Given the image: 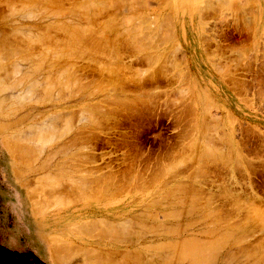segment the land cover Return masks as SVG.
I'll return each instance as SVG.
<instances>
[{
    "label": "rangeland",
    "instance_id": "1",
    "mask_svg": "<svg viewBox=\"0 0 264 264\" xmlns=\"http://www.w3.org/2000/svg\"><path fill=\"white\" fill-rule=\"evenodd\" d=\"M12 1L10 0V3L12 2V4H14L13 7H17V9L15 8V12L10 9L12 11L11 12L8 9V0H0V24H1V29L3 28L6 32L5 33L4 30L2 29L3 30L2 32H4L5 35L7 33L10 34V32L13 29H15L14 27L17 26L18 23L19 26L22 27V31H27V29L33 28L31 24L35 25V23L36 25L40 26L41 31H45L46 30L45 24L50 22L51 23L65 22L66 25H72L71 23L74 24V22L75 23L80 22L81 23L80 25H83V23L85 22V19L72 20V21L69 20L67 22L68 19L72 18L71 15L72 13L69 11L72 10V8L74 7L75 3L78 0H56L57 2L54 0L58 5L56 7L61 6L60 8L65 9V12L69 10L68 13L70 15L67 16V14L65 13L63 14L62 9H60L62 13L61 11L58 12L57 11L58 8L55 7L53 8V12L55 14L53 12L52 14L50 12L44 11L46 16L49 13L52 14V16L48 15L49 18L45 16L47 20L45 19V17L43 18V16L41 15L40 12H43L41 9H37L40 12L36 11V13L38 12L37 15L40 13L39 17L41 15V17L45 20L41 19V17H40L41 20L38 18V16L36 17L35 16L36 13L32 14L29 11L30 10L29 8L31 6L28 5L29 7H27L26 5L28 9L25 8V4H29V3L26 2L23 3L24 2L23 0H12ZM41 1H45V0H41ZM41 1L38 2V4L41 3ZM118 1L120 0H116V3ZM121 1H120L121 4H119V2L116 4L115 1L109 2L110 4L109 3L104 4L107 6L111 5L109 6L110 8L106 6L108 8L105 9L106 13L108 12L107 16L111 15L110 17L111 18L113 17L114 19L117 17L115 21H112L114 19L110 18L112 23L114 22L117 28L112 26L113 27L111 29L112 32H108L106 33V35L109 38L118 37L119 39H123V41H121L122 43L118 41L120 45L118 42L116 43L118 48V53L113 49L114 47H112L113 45L112 42H109L108 43L109 45L105 43L107 45V48L104 49V47H101V49L103 48L104 50L95 48L93 49V51L91 48L95 46L94 45L95 43L93 44V42L92 43L90 42L91 45H89L88 42V44H84V45H89V47L91 48L89 49L88 47L85 46L86 48L85 51H83L84 53L83 59H81L82 57L80 59L77 58V60L75 61L69 59L70 61H74L73 64L75 63L76 68L80 69L79 73L82 74L83 79L87 83L91 81V79L93 80L91 83L86 85L88 86L89 89L88 94L84 92H79L80 94L74 93L73 95L70 94L73 93V90L71 89L70 91L66 90L64 92L63 95L65 97L63 95L62 97H57L56 96L57 92H59V89L62 88L59 85H55L52 91L53 93L50 95V97L48 98L47 95H45L44 96L45 98L43 99L39 97V100L41 101L40 102L39 100H37V96L36 97L32 96V98L30 96L26 97L28 95L27 93H25L26 96L25 95L23 96L25 91V89L23 88L24 85L22 86V84H20L18 85V88L16 87L15 89L12 88V85L9 86L8 83L10 82L11 84V81L13 83V80L19 77L17 74L20 75V73L14 74L17 75V78L16 76L11 77L10 80L7 82L8 85L5 84L6 86H9V88L5 87V89L6 88L8 89L7 92L5 91V89H3L5 93L2 91L6 97L2 92L1 93L3 95L0 93L1 94L0 98H4L7 100L10 96H12L9 98V102L10 103L14 102L12 103L13 104L12 109H14L12 112L14 113V115L13 113L6 114V110L4 114L3 112L4 109L1 108L3 111L0 110L2 111L0 112L1 114L0 116L2 117V115H4L2 117L3 121L10 120L11 123L15 120L16 117L18 118V116L19 117L22 116L21 117L22 119L26 114L28 115L29 113H31L29 115H34L33 116L34 118L31 117V119H28L27 121H26V117L24 120H21L23 125L20 122L18 123L19 119L17 120L16 118L17 124L15 123V125L10 128L12 129L11 131L14 130L13 128L21 129L30 125L32 122L35 123L34 122L35 119L36 121L38 120V122L36 123L39 122L42 123L43 122L42 115L47 114L48 112L51 113L50 111L58 112L60 109L62 111L73 110L74 111L73 115L75 117V119L73 118L74 120H72V122L74 123L72 126L74 127H71L69 133L65 135L64 138L59 139L55 143L53 142L54 144L52 145L49 144L48 146H45L44 149L42 148L43 150L39 152L40 155L38 159L36 156L37 160L36 161L33 160L34 161L33 163L29 162L27 163V165L19 164L18 160H16L13 154L10 155L9 151H6L7 148L4 147L6 146L4 141L5 136H3L4 133L0 132V264H55L56 262L53 261L54 263H52L50 257V252H49L50 250L48 247L50 243L49 237H51L52 235L56 236L57 234V239L59 236H61V238H59V241L62 242L69 235H71L72 237H76L78 241H80L79 237L81 236L80 238L82 239L84 244L82 241H80V245L87 246L86 244L87 242L89 245L92 241L91 240L87 241L88 237H86V235L77 234V233L75 235V232H72L73 233L72 234L69 233L68 231V227L70 226V224L80 222L84 218L87 219L88 217L93 219L96 218L95 220H98L99 218L100 219L107 218L113 220L117 219L118 221L120 219L122 220L127 219L129 221L127 220L126 221L132 225L134 222V226L132 227L136 228L135 231L137 232H135L134 229L132 228L133 230L132 229H131L132 231L130 230L131 233L130 232L128 233V235L130 234L132 235L128 236L127 240L124 241L114 240L113 242L112 241L109 243L107 242L109 245H106V249H105V250H107L108 248L111 249V247L113 246L112 250L113 248L114 249L116 248L115 252H118L119 250V253L122 254H124L125 251L127 250L129 251L131 249L133 251H137L138 255L137 256L134 255L136 259L133 260L134 258H131L132 262L135 261L133 264L135 263L136 264L137 263L139 264H170V263L171 264H206V262L208 261V259L206 258H208V256H209V261H211V264H261V263L264 264V251H263L264 223L262 227L261 225H258V223L262 224V222L258 219L259 218L258 216L260 215L261 212L264 215L263 213L264 209L261 210V208H264V167H263L264 166L263 163L264 162L263 161L264 159V93H263L264 91V0H224L225 3L223 2V0H138V1L124 0L122 2ZM219 1L221 2V4ZM55 2L53 3L56 4ZM132 2L135 3L133 4ZM44 3L46 5L49 2H44ZM44 3L43 4L41 3L42 6L44 5ZM194 3L197 4L195 5ZM193 4L195 6L194 9H192V7H188L191 5L193 6ZM36 6L38 7L39 5ZM114 6H116L117 9L116 7L114 8ZM125 6L127 7L125 8ZM128 6H130L131 9H129ZM115 9L117 10L116 12L114 11ZM26 11L27 12L29 11V13L31 14L28 13L27 15ZM105 11L96 17L97 18L95 19L96 21L86 20L88 22H85L86 26L84 24L83 27H87V25L91 23L88 26V28L94 26L96 28L93 30L96 32L99 29L97 28V26L100 23L101 24L103 23L102 22L103 19L104 21L106 20L107 22L110 21L106 19L107 17H105L106 16ZM44 12L42 13L43 15ZM57 12L63 14L64 16L59 14L61 15V17L60 16L58 17ZM141 12L144 15H142ZM22 13L24 14V16L27 15L26 17L28 18L21 17L23 16ZM114 13L116 16L113 15ZM122 13L123 16H121ZM169 14L172 15L170 16ZM130 15H132L131 16L132 18L130 17ZM127 16L128 18H126ZM64 17L65 19L66 18L67 19L65 20ZM152 17L155 18L153 19ZM123 18H126L124 19L125 21L129 18L133 20L132 21L130 20L129 22H127L128 21L127 20L126 22L128 24L123 25L124 24L122 20ZM137 19L138 22H136ZM166 20L168 21L165 22ZM140 21L142 22L140 23L142 25L138 24ZM98 22L100 23L98 24ZM118 22L121 24V27L127 26L126 27L127 31H124L126 30L125 28H123L124 30L123 29L121 30V27H119ZM132 24H134L135 27L137 25L138 26L134 28V26L131 27ZM130 27L133 29H131ZM119 29L120 32H117L119 31ZM134 30L136 32L139 31L138 37L133 36L134 34L136 35ZM62 31H56L54 29H51L50 36L52 37V39H54V37L56 36L55 38L56 40H59L57 38H59L60 36H61L60 40H62L63 37L67 39L68 38V35L66 36L67 33H64V30ZM121 31L123 32L121 33ZM62 33H64L65 35ZM130 33H132L133 35H131ZM93 34L95 33L86 34L88 35V37L83 35L86 38L85 43L87 42V38H92L91 36H93ZM10 35L8 36L11 40L13 38L15 39V36L14 37L11 36L13 37L11 38ZM96 35L99 37L100 34L98 35L97 33ZM129 35L133 36L134 39L131 38V36ZM97 36H95L96 38L94 39H99ZM136 38H138L139 40H137ZM19 39L20 38L17 36L15 41H18ZM20 40L22 42V39ZM129 41L132 42L129 43ZM18 43H20V41H18ZM44 43L46 44V42ZM51 43L49 42V45ZM132 43L135 45H133ZM58 44L62 45L63 43L61 41V43L58 42ZM49 45H48V50L50 51L53 49L56 51V53L65 51V50H60L62 49L61 47L64 45L59 47L57 43H55L56 45L55 48L57 49L58 47L59 51L53 48L55 45L52 47L53 43L51 44V46ZM108 46H111L112 48L111 47L109 48ZM33 47H35L33 48L34 50L36 49L35 50L36 52L34 51L35 54L38 53L37 52L38 49L42 48L41 46L39 47L38 44ZM51 47L52 49H50ZM87 48L88 50H91L92 53L88 51ZM108 48L110 51L113 50L112 52L108 51L110 52V54L106 53ZM94 50H96L95 53L97 52V54L94 53ZM98 50L100 51L98 52ZM42 51L43 50H41L40 52ZM102 51L105 52L104 53L105 55L102 54L103 53ZM100 52H102L101 53L102 56L99 55ZM71 53L74 52L72 51ZM93 53L95 57L93 56ZM117 54L120 55L122 54L118 60L119 62L121 61V64L123 66L126 65L125 66L126 69L123 71V73L127 81H123L124 83L122 82V84L120 83L123 86L117 87L115 91H113L112 93L120 97H128L130 99L132 98L131 99V101L133 102L132 105L131 102L129 103L131 106H128V104L126 103L127 100L125 99L127 98H124V100L126 101L125 103L127 105L123 104V102L120 104L114 102L116 104H113L111 102L112 94L109 97H107L105 93L102 92L103 90H101L102 87L114 86L115 82L102 81L103 78H105L104 75L106 72L104 73L103 71H100L98 74L97 70L105 66H110V65L116 66ZM170 54L172 55V57ZM111 56L113 57L110 58ZM242 56L244 58H242ZM162 59H164V61ZM247 59L249 61H247ZM33 61L34 58L30 64H32ZM26 62L24 67L22 65L23 62H21L22 67L19 66V68L21 69L20 71H23L24 69L26 70V66L29 65L28 61ZM238 62L240 63L238 64ZM182 63H184V65ZM63 64L65 65V63H63L62 61L61 63L58 64L59 66L56 65L54 66V68H58V67L61 68ZM215 65L219 68L215 67ZM70 66H66V68ZM43 68H47V67H43ZM27 69L30 68H28L27 66ZM175 70H178V72L177 71L175 72ZM141 71H142L141 73L142 76L140 73H138ZM39 72L40 73H38L37 71L35 72V78L38 76L36 74H39L37 80L39 77H40L39 79H41V77L44 74L43 70H42L43 74L41 73V70H39ZM135 73L137 75L139 74L140 76L138 77L141 78H137L138 80H135L137 77ZM1 74L3 76V72H1L0 75ZM132 74L135 75L134 77L135 79L132 78ZM128 77H130V79H128ZM143 78H145L146 80H144ZM142 81L144 83H142ZM239 82H242V84ZM15 84L17 83H13L14 87ZM187 86L188 88H186ZM56 88H58V91H54L56 90ZM118 88H121L122 90ZM182 89L183 90L185 89V91L180 92V90ZM8 95L9 97H7ZM205 95L206 96L208 95L207 100ZM40 96L43 97L42 94ZM114 96L112 98L115 101L116 98H114ZM143 96H146L147 100L149 101L147 102L146 98L144 100L146 102L141 101L142 100L141 98ZM134 97L136 98L138 97V99H135ZM25 98L28 100L25 101L26 100ZM17 99L18 100L20 99L19 101L21 100L24 101L20 103L18 102ZM108 99L110 100L106 101ZM30 100L33 101L29 102ZM9 102L7 103L9 104ZM95 102H98L99 105L100 104L103 105L100 106V108L105 106L106 109L102 108V110L100 109L101 112L98 111L97 114L92 115L90 113L92 111L90 106L92 103ZM80 106L83 107L89 106V107L86 108L87 111H85V109ZM80 108H82L85 111V113L83 112L82 109L80 110ZM205 108L208 109L206 112H205L206 110ZM27 109L31 111L28 113ZM61 110L59 112H61ZM32 111L36 113L34 114ZM77 112L79 113L81 112L80 114L82 115H80ZM89 113L90 116H96L94 122L90 123L82 120L84 115H87ZM7 115H11V116L8 117ZM6 116L7 118H5ZM77 117L78 120L80 121H77ZM165 122H167L166 126H167V130L169 131V135L167 137V140H164L163 142L164 145L159 144V148L152 150L147 149L146 148V145L148 144L146 140L147 133L155 132L160 128L161 125H164ZM203 122L204 123L207 122L205 126L206 129L209 131L207 132V130L205 129L206 134H209L210 132L211 134L209 135H211L210 136L211 138L212 137L214 138L212 139V141L214 140L215 145L218 146V148L221 149L223 148L222 150L224 151H228V153H230V158L227 159L224 165L220 163H219L220 165H218L217 163L210 162L212 161L210 160L209 161L210 163L207 162L205 164L207 168L204 169V171L206 172L204 174H201L200 176V174L197 173V169L199 167V164L197 162L198 159L195 158L196 156H198L197 153L199 154L203 152L204 150L210 148V146L215 147L214 144L207 142L206 139L207 136L203 135V133H205L204 129L203 130L201 129L203 126L202 124ZM216 128L218 129L216 130ZM7 131L10 132L9 128L7 129ZM201 132L203 133L201 134ZM190 133L191 135L194 136V138H192L193 136L190 137ZM113 134L119 136L118 139L119 144L126 148L125 151L122 152L120 155L122 158L120 160H116L120 162L114 163V165H113V159L116 157L104 158L105 155L107 154L109 155V152H102V153L97 152V150L100 148V145L107 144L111 139L110 136H112ZM195 136L198 139V140L196 139L197 142L195 140L196 138ZM201 137L203 138L200 139ZM64 139H67L69 142L67 144L69 145V147L65 148L67 149V151L65 149L63 150L62 148L59 149V151L57 150L58 152L55 151L54 149L55 148L58 149L57 146H59L60 143L67 141ZM102 139H105L106 143H102ZM113 139L114 138H112V140ZM189 140H191L190 142L193 143L192 146L194 147L192 146L190 147L188 145L190 143ZM124 141L126 143H123ZM157 141H159V138H157ZM203 141L206 142L207 145L204 142L206 146L203 144ZM186 142H189L187 144L189 147L187 146V148H185ZM73 143H75L74 146H72ZM199 143L200 145H197ZM208 143H210V146L208 145ZM202 144L203 146H205L204 148H201L203 147ZM162 145L163 147L160 148ZM80 146H82V149H80L81 148ZM64 147H67L66 144H64ZM52 150L55 152L56 155L55 154L54 155L51 154L53 156L48 155L50 154V151L53 152ZM74 150L77 151L78 153L79 152H81L82 154L84 153V155H79L80 157L77 158V156H74L77 155V153ZM191 150L193 153L191 152ZM70 152L71 154L72 152H74V154H72V158H74L73 161L75 162L67 160L69 158L68 154ZM181 154L183 155V157L186 158V159L184 158L185 161ZM180 156L182 157L181 162H180L181 158L179 159ZM200 156L202 155L200 154ZM235 156L238 157L239 160ZM14 158L15 160H13ZM72 158L70 159L72 160ZM76 158L77 161L75 160ZM177 159H179V162H177ZM39 160H41L40 162L46 161V164L44 163L45 166L38 168L37 163H40ZM63 160L64 161L67 160V161L61 162ZM129 160L132 162H130ZM105 161L108 162L105 163ZM174 162L176 166L173 165ZM238 162L241 163V165H243L244 167L243 166L241 167L240 165V167L237 169V167L234 165L235 163ZM13 163H15L16 165L15 164L13 165ZM77 163L78 165L80 164V166H77ZM211 163H213L214 165L213 164L211 165ZM229 163H231L232 165L234 163V165L232 166ZM55 164L58 171L63 166L69 167L70 165L69 168H75L76 171L74 169L73 171L76 172L77 174L79 173L78 175H80L81 177L84 176V174H86V176L91 175L95 177L97 175H107L109 173L108 175L111 177L110 181L112 185L115 184L114 186L116 187H118L119 185H121V187L122 186L124 187L119 191H115L114 193L116 195L114 193L113 194L107 193L108 195L103 194V196L99 197L98 199L89 198V201L88 199L87 201L85 199L75 201L76 199L72 200V198H70L73 202L69 201V203H72L69 206H64L60 203H55L56 205L54 204L53 206L52 205L48 206L46 209L43 210L37 209L31 196L28 195L29 194L28 189L30 188V186H32L33 181L44 182V180L39 179V177L41 175L44 177V175L48 174V172H52L53 171L52 169L55 170L56 169ZM228 164L230 165V167ZM247 164L249 166H246ZM53 165L54 167H52ZM19 167L25 169V170L23 169L22 174L17 173V171H19L20 169ZM247 167H249V169ZM77 168L80 169L79 170L80 172L77 171L78 170ZM22 169L20 170L22 171ZM162 169L166 170V174H165V170L163 171ZM175 169H177V171ZM81 170L83 172H81ZM167 171L170 174H168ZM76 173L73 174L77 175ZM163 173L165 174L164 176L162 175ZM129 174L132 175H130L129 177ZM154 174H158V177L161 175L160 178L163 177V179L161 178L160 180V178H158L157 175L155 176ZM78 175L77 177L74 176L73 179L75 180L78 179V177H80ZM192 176H195L194 184L198 182L197 184L199 186L201 185V187H199V189L196 190L200 192V195H197V197L198 196L200 197V200L198 197L197 198L198 201L197 200L193 201L194 203L191 202L192 200H190L192 192L186 191L185 189H182L180 187L179 189L178 188L176 189L177 185H173V183L177 184L178 181H186V183L189 184L192 182L194 178ZM31 179H32V183H31ZM78 180H80V178ZM26 181L28 182L26 183ZM166 189L169 190L167 191ZM180 190L182 191V193ZM160 193H162L161 194L162 197L160 196ZM211 194L212 196H210ZM230 194L232 195L230 196ZM104 196L105 197L109 196V197L105 198ZM192 196L194 198V194H192ZM207 196L208 197L210 196V198L208 199ZM207 199L208 201H210L211 199L212 200L211 202L208 203ZM235 199L239 201L235 203L236 202ZM244 203L247 204L244 205ZM251 203L253 206H250ZM204 204L207 207L204 206ZM210 204H212L213 206L212 205L210 206ZM240 204L241 207L239 206L238 208L237 206ZM232 206L233 209L230 210L229 207ZM211 207L213 209H210ZM215 207L217 208L215 209ZM258 207L260 210L257 209ZM240 208H243V210ZM254 209L259 211L260 213L257 211L255 212ZM229 210L231 212H228ZM246 210L248 211V213ZM250 210L252 211L254 210L253 213H256L255 215L252 214V218H251ZM182 211L184 212L187 211V212L181 214ZM218 211L221 212L220 213L221 215L218 214L219 213ZM179 213L182 216L181 215L179 216ZM175 214L177 216H175ZM178 216L181 218H179ZM216 216H218V219H215ZM220 216H222L221 217L222 219L220 218ZM233 216L234 218L237 219L235 220ZM243 217L244 219L247 218V220L249 221L246 220L245 222L243 220ZM137 218L138 219L142 218V220L140 219L141 220L140 222L143 221L142 223H145L144 225L146 227H144L142 223L141 224L144 228L142 226L138 227L140 226L139 225L140 223ZM250 218L251 220L254 219L257 222L254 220L250 221ZM78 219L81 220L79 221ZM241 219L244 222V224L241 221ZM239 220L242 222V224L239 223L240 222ZM222 222L225 223L222 224ZM253 222L255 223L253 224ZM237 223L238 225L239 224L241 225H239L238 227ZM157 224L158 225L164 224L163 226L165 229L162 228L163 226L160 225L159 228L160 227L161 228L160 229L157 228L158 227ZM165 224L167 225V227L165 226ZM181 224L182 225L185 224L183 225L185 227L183 228ZM177 225L181 227H178ZM260 227L261 229H259ZM208 228L211 229V231H209ZM161 229L162 231L166 229L168 230L161 232ZM231 230L233 231L232 232L233 238L226 236L227 234L225 233L226 231L230 232ZM198 231L199 232L205 231V233L209 231L212 234L215 231L217 232L215 233L216 235L210 237L209 236L210 233H208V235L205 236L203 235L205 233L201 235L198 233ZM243 232L245 233L251 232V233L242 234ZM63 233L64 235H62ZM178 235L180 237H177ZM220 235L222 236L220 237ZM244 235L246 238L243 239ZM190 236L192 238H195L197 236V238H199L200 241H202L201 242L202 244L200 243L199 245H195L198 246L197 248H192V245L188 244L185 241L187 238H190ZM204 237L205 238L209 237V238L207 240ZM213 237L215 240L212 239ZM181 238L183 239L181 240L183 243L179 241ZM239 239L241 240L239 241ZM168 240L171 242H169ZM174 240H176V242ZM216 240L217 242L219 241L218 242L219 244H220V240L221 241L225 240V242L226 241L228 242L227 243L221 242L224 245L220 244L222 247L220 246L219 249H218L219 244L217 245V247H213V250L210 249L209 247L212 246V243L213 246H216L217 243ZM236 240L237 242H234ZM125 241H127V243ZM92 244L96 245V243L94 242H92ZM260 245H262L261 247L263 248H261ZM240 246H242L241 249ZM255 246L258 247V249ZM214 248L215 250H218L216 251L217 253L215 252ZM209 249L211 250V252ZM251 249L253 250L252 252H250ZM259 249L262 251L261 253H259L260 252ZM201 253L203 255L200 257ZM261 254L263 255L262 257ZM82 257L83 256L81 255L78 258V254L76 255V257L73 255L71 257L73 259H68L71 262L69 261L67 262L66 260V263L78 264L79 259ZM80 262L82 263L83 261L81 260Z\"/></svg>",
    "mask_w": 264,
    "mask_h": 264
},
{
    "label": "bare ground",
    "instance_id": "2",
    "mask_svg": "<svg viewBox=\"0 0 264 264\" xmlns=\"http://www.w3.org/2000/svg\"><path fill=\"white\" fill-rule=\"evenodd\" d=\"M12 1V0H11ZM24 2L23 3H29V4H25V8H27V7H29V6H31L29 9V11L32 13V14H34V13H36V11H38L37 9H41L43 12L45 11V12H50V13H52L53 12V8H55L56 6H58L57 5V1L55 2L54 0H45V1H41V3L43 4L44 2H49V3H47L46 5H45V3H44V5L42 6V4L41 3H39L38 4V2H40L39 0H23ZM115 1V3H116V0H78L76 3H75V5H74V7L72 8V10H68L69 12H71L72 14V18L71 19H68L67 20V22L70 20V21H72V20H84L85 19V22H88V21H86V20H95V19H97L96 17L97 16H99V14H101L102 12H104L105 11V9H108V8H110L109 6H111V5H104L105 3H109V2H114ZM121 1V0H120ZM120 1H118L119 2V4H121L120 3ZM122 1H124V0H122ZM121 1V2H122ZM136 1H138V0H136ZM13 2V1H12ZM12 2L10 3V0H8V9L10 10H12V11H14L15 12V8L17 9V7H13V5L14 4H12ZM22 2V1H21ZM53 2H55L56 4H54ZM117 2V3H118ZM171 2V1H170ZM213 2V1H212ZM220 2V1H219ZM218 2V3H219ZM223 2H224V0H223ZM114 3V4H115ZM116 3V4H117ZM126 3V2H125ZM133 4L135 3V2H132ZM225 3V2H224ZM110 4V3H109ZM113 4V3H112ZM118 4V5H119ZM129 4H130V2H129ZM171 4V3H170ZM195 4V3H194ZM194 4H193V6L191 5V6H188V7H192V9H194L195 8V6H194ZM197 4V3H196ZM195 4V5H196ZM220 4H221V2H220ZM26 5H27V7H26ZM29 5V6H28ZM36 5H39L38 7L36 6ZM128 5V4H127ZM138 5H139V3H138ZM108 8H107V7ZM117 6V5H116ZM116 6H114V8L116 7ZM123 6V5H122ZM134 6V5H133ZM144 6V5H143ZM215 6V5H214ZM221 6V5H220ZM219 6V7H220ZM61 7V6H60ZM60 7H56V8H58V12H60L61 10L60 9H62V8H60ZM118 7H120V6H118ZM127 6H125V8H126ZM129 7V9H131L130 8V6H128ZM135 7V6H134ZM165 7V6H164ZM171 7V6H170ZM187 7V6H186ZM43 8V9H42ZM112 8V7H111ZM133 8V7H132ZM223 8V7H222ZM14 9V10H13ZM23 9H24V7H23ZM28 9V8H27ZM116 9H117V7H116ZM114 10L115 12L117 11V10ZM128 9V10H129ZM134 9V8H133ZM10 10V11H11ZM26 10V9H25ZM159 10H160V8H159ZM186 10V9H185ZM9 11V12H10ZM11 11V12H12ZM16 11H18V10H16ZM29 11L26 13L27 15H28V13H29ZM62 11H63V14L65 13V14H67V16L68 15H70L69 13H68V11L67 12H65V9H62ZM62 11H61V13H62ZM136 11V10H135ZM147 11V10H146ZM163 11V10H162ZM170 11V10H169ZM199 11V10H198ZM13 12V13H14ZM38 12H40V11H38ZM37 12V13H38ZM43 12H40L41 13V15L43 16V18L46 16V14H45V12H44V15L42 14ZM57 12V15H58V17L60 16L61 17V15H63V14H61V13H58ZM139 12V11H138ZM144 12V11H143ZM157 12V11H156ZM177 12V11H176ZM175 12V13H176ZM31 13H29V14H31ZM37 13L35 14V16L37 17L38 16V18L40 19V17H41V15H40V17H39V14L37 15ZM47 14V16L46 17H48L49 18V16L48 15H51L52 16V14L54 13H52V14ZM105 13H106V11H105ZM108 13V12H107ZM107 13H106V16L105 17H107L106 19L107 20H110L109 22H107L106 20V22L104 21V19H103V23L101 24L100 22H98V26H97V28H99L96 32L93 30V29H95L96 27H91V28H88V26L91 24H89V25H87V27H83V25L85 24V26H86V23L84 22L83 23V25H80L81 23L79 22V23H75L74 22V24L73 23H71L72 25H66V23L65 22H63V23H65V24H63L62 22H57V23H47V24H45V27H46V30L45 31H41L40 30V26H38V25H36V23H35V25L34 24H31L32 25V27L33 28H29V29H27V31H22V27H20L19 26V23H18V25L17 26H15L14 28L15 29H13L11 32H10V34L9 33H7L6 35L4 34V32H5V30H4V32H2L3 30L1 29V24H0V73L1 72H3V76H2V74L0 75V93L3 91V89H5V87H8L9 88V86H11L12 85V88H18V85H20V84H22V86H23V88L25 89V91H24V94H23V96L25 95V93H27L28 95L26 96V97H28V96H30L31 98H32V96H37V100H39V97L40 98H45L44 96L45 95H47L48 96V98L50 97V95L53 93L52 91H53V88H54V86L55 85H59V86H61V88L62 89H59V92H57V94H56V96L57 97H62V95L64 94V92L67 90V91H70L71 89L73 90V93H70V94H73L74 95V93H78V94H80L79 92H84V93H86V94H88L89 93V89H88V86H86L87 84H89V83H91L93 80L91 79V81H89L88 83L83 79V77H82V74H80L79 73V71H80V69H78V68H76V66H75V63L73 64V62L75 61V60H77V58L78 59H80L81 57V59H83L84 58V53H83V51H85V48L86 47H88L89 49L91 48V47H89V45H91L90 44V42L92 43L93 42V44L95 45V46H93L91 49H92V51H93V49H95V48H99V49H101V47H104V49H106L107 48V45L106 44H108L109 42H112L113 43V45H112V47H114L113 49L118 53V48H117V45H116V43L118 42V41H120V43H122L121 41H123V39H119L118 37H115V38H109L107 35H106V33H108V32H112L111 31V29L113 28L112 26H114V27H116L117 28V26H115V23H114V25H113V23H112V21H115V19L117 18H113L114 20H112L111 21V15L110 16H107ZM133 13V12H132ZM131 13V14H132ZM137 13V12H136ZM25 14V15H26ZM55 14V13H54ZM59 14H61V15H59ZM135 14V13H134ZM141 14H142V12H141ZM140 14V15H141ZM148 14V13H147ZM168 14V13H167ZM22 15L23 16H21V17H26V16H24V14L22 13ZM109 15V14H108ZM113 15H115V13L113 14ZM142 15H144V14H142ZM170 16L172 15V14H169ZM64 16V15H63ZM116 16V15H115ZM114 16V17H115ZM121 16H123V13H122V15ZM129 16V15H128ZM128 16L126 17V18H128ZM132 15H130V17H131ZM136 16V15H135ZM134 16V17H135ZM153 16V15H152ZM165 16H166V14H165ZM164 16V17H165ZM45 17V19L47 20V18ZM71 17V16H70ZM69 17V18H70ZM104 17V18H105ZM109 17V18H108ZM125 17V16H124ZM133 17V18H134ZM156 17V16H155ZM154 17V18H155ZM26 18H28V17H26ZM42 17H41V19H43ZM111 18V19H110ZM126 18H123L122 20H123V22H124V24L123 25H125V24H128L127 22H129L130 20L132 21L133 19H127L126 21L124 20V19H126ZM132 18V17H131ZM143 18H144V16H143ZM146 18V17H145ZM150 18V17H149ZM153 18V17H152ZM153 18V19H154ZM166 18H167V16H166ZM169 18V17H168ZM171 18V17H170ZM31 19V18H30ZM38 19V20H39ZM40 19V20H41ZM45 19H43V20H45ZM63 19V18H62ZM64 19H65V17H64ZM67 19V18H66ZM65 19V20H66ZM147 19V18H146ZM163 19V18H162ZM189 19V18H188ZM48 20H50V19H48ZM100 20V19H99ZM169 20V19H168ZM168 20H166L165 22H167ZM172 20V19H171ZM199 20V19H198ZM63 21V20H62ZM96 21V20H95ZM101 21V20H100ZM154 21H156V20H154ZM153 21V22H154ZM164 21V20H163ZM18 22V21H17ZM78 22V21H77ZM117 22V21H116ZM136 22H138V19H137V21ZM152 22V23H153ZM119 23V22H118ZM135 23V22H134ZM140 23H142L141 21L138 23L139 25H142V24H140ZM143 23H145V22H143ZM169 23V22H168ZM117 24V23H116ZM121 24H122V21H121ZM121 24L119 23L118 25H119V27H121ZM163 24V23H162ZM159 25V24H158ZM134 26V24H132V26L131 27H133ZM138 26V25H137ZM136 26V27H137ZM144 26V25H143ZM127 27V26H126ZM126 27H121V30L123 29V28H125L126 29ZM130 27V28H131ZM135 26H134V28H136ZM140 28V27H139ZM51 29H54V30H56V31H62V30H64V33H67L66 34V36L68 35V38L67 39H65V37H63L62 38V40H60L61 38V36L59 37V38H57V39H59V40H56L55 38H56V36H55V34H54V39H52V37L50 36V31H51ZM131 29H133V28H131ZM130 29V30H131ZM124 30V29H123ZM136 30V29H135ZM134 30V31H135ZM137 30H138V28H137ZM117 31V30H116ZM124 31H127V29L126 30H124ZM132 31V30H131ZM63 32V31H62ZM115 32V31H114ZM117 32H120V29H119V31H117ZM123 31H121V33H122ZM139 32V31H138ZM138 32H136L135 31V33H136V35L134 34H132V33H130L131 35H133V36H135V37H138ZM6 33V32H5ZM52 33V32H51ZM64 33H62V34H64ZM91 34V33H95V34H93V36H91L92 38H87V42L85 43V41H86V38L84 37V36H86V37H88V35H86V34ZM98 33V35H99V37L96 35ZM120 33V34H121ZM125 33H127V32H125ZM128 33H129V31H128ZM141 33V32H140ZM61 34V35H62ZM8 35H10V37L11 36H15V39L13 38V37H11V38H13L12 40L9 38V36ZM65 35V34H64ZM84 35V36H83ZM97 36L99 39H94V38H96L95 36ZM131 35H129V36H131ZM19 37L20 39H22V42L24 43H22L21 42V40L19 39L18 41H20V43H18V41H15L16 40V37ZM133 36H131V38H133ZM89 37H90V35H89ZM140 37V36H139ZM143 37V36H142ZM131 38H130V40H131ZM175 38V37H174ZM18 39V38H17ZM63 39H65V40H63ZM134 39V38H133ZM137 40H139L138 38H136ZM51 41H52V43H53V45H52V47L55 45V43H57V45L60 47V46H62V45H64V46H62L61 48L62 49H60V50H65V51H67V50H69L70 51V53H69V51H67V52H65V51H63V52H57L56 53V51L53 49V50H51L52 51V53H51V51L50 50H48V45H49V42L51 43ZM54 41V42H53ZM61 41H62V45L60 44H58V42L59 43H61ZM133 41V40H132ZM131 41V42H132ZM136 41V40H135ZM134 41V42H135ZM44 42H46V44L44 43ZM88 42H89V45H84V44H88ZM130 41H129V43H131ZM137 42V41H136ZM139 42V41H138ZM22 43V44H21ZM48 43V44H47ZM51 43V44H52ZM106 43V44H105ZM111 43V44H112ZM119 43V42H118ZM120 43H119V45H120ZM38 44V46L40 47H42V48H40L41 50H43L42 52H40L41 50L40 49H38V53H34V51L36 50H34L33 48H35V47H33V46H36ZM51 44L49 45V46H51ZM92 44V45H93ZM133 44V43H132ZM47 45V46H46ZM109 45V44H108ZM116 45V46H115ZM133 45H135V44H133ZM86 46V47H85ZM137 46V45H136ZM52 47L50 48V49H52ZM56 47V45L53 47V48H55ZM109 48L111 47V46H108ZM111 47V48H112ZM122 47V46H121ZM88 48H87V50H88ZM109 48L107 49V54L109 53L110 54V52H112V51H110L109 50ZM117 48V49H116ZM46 49V50H45ZM56 49V48H55ZM59 48L57 47V49L56 50H58ZM103 49V48H102ZM101 49V50H102ZM103 49V50H104ZM33 50V51H32ZM45 50V51H44ZM59 51V50H58ZM74 52V53H71V52ZM88 51H90L91 53H92V51L91 50H88ZM95 51L96 50H94V53H95ZM100 50H98V52H99ZM106 51V50H105ZM108 51H110V52H108ZM176 51H177V49H176ZM36 52V51H35ZM53 52H55V53H53ZM82 52V53H81ZM90 52H87V53H90ZM103 52V51H102ZM102 52H100V54L99 55H101V53ZM175 52V51H174ZM94 53H93V56H94ZM105 52H103L102 54L103 55H105L104 54ZM242 53V52H241ZM95 54H97V52L95 53ZM244 54V53H243ZM87 55V54H86ZM122 55V54H121ZM120 54H117V57H116V62H117V65L115 66V65H110V66H105V67H102V68H99V70H97V72H98V74H99V72L100 71H103L104 73H105V75H104V77L105 78H103V80L102 81H111V82H115V85L114 86H111V87H102L101 88V90H103L102 92L103 93H105V95L107 96V97H109L111 94H112V96H111V102L113 103V104H116V103H122L123 102V104H125V105H127L128 104V106H131L132 105V101H131V99L130 98H128V97H120V96H117L116 94H114V93H112L113 91H115V89L117 88V87H119V86H123V85H121L122 84V82L123 81H127V79L125 78V76H124V73H123V71L126 69L125 68V66H123L122 64H121V61L119 62V57L121 56ZM171 55V54H170ZM174 55H175V53H174ZM180 55V54H179ZM245 55V54H244ZM243 55V56H244ZM91 56V55H90ZM89 56V57H90ZM92 56V57H93ZM102 56V55H101ZM110 56V55H109ZM242 56V58H244ZM248 56V55H247ZM95 57V56H94ZM97 57V56H96ZM113 56H111L110 58H112ZM171 57H172V55H171ZM176 57V56H175ZM32 58V59H31ZM33 58H34V61L32 62V64H30L31 63V61L33 60ZM76 58V59H75ZM109 58V59H110ZM183 58V57H182ZM74 60V61H70V60ZM87 59V58H86ZM99 59V58H98ZM173 59V58H172ZM175 59V58H174ZM219 59V58H218ZM88 60H89V58H88ZM118 60V61H117ZM163 61H164V59H162ZM169 60V59H168ZM243 60V59H242ZM245 60V59H244ZM26 61H28V63H29V65H27L28 66V68H30V69H27V66H26V70L24 69L23 71H20L21 69L19 68V66H21L22 67V65H23V67L25 66V62ZM63 61V63H65V65L63 64L62 65V67L60 68V67H58V68H54V66H56V65H58L59 63H61ZM166 61V60H165ZM174 61V60H173ZM230 61V60H229ZM231 61H232V59H231ZM247 61H249L248 59H247ZM21 62H23L22 63V65H21ZM69 62V63H68ZM72 62V63H71ZM172 62V61H171ZM180 62V61H179ZM27 63V62H26ZM66 63H67V65H66ZM162 63V62H161ZM223 63V62H222ZM240 62H238V64H239ZM242 63V62H241ZM20 64V65H19ZM126 64V63H125ZM165 64V63H164ZM168 64V63H167ZM183 65H184V63H182ZM245 64V63H244ZM71 65V66H70ZM174 65V64H173ZM179 65V64H178ZM227 65H228V62H227ZM249 65V64H248ZM59 66V65H58ZM66 66H70V67H67L66 68ZM161 66V65H160ZM186 66V65H185ZM9 69H8V68ZM43 67H47V68H43ZM128 67V66H127ZM215 67H217L216 65H215ZM171 68V67H170ZM174 68V67H173ZM172 68V69H173ZM217 68H219V67H217ZM27 70H30V71H27ZM39 70H41V73H42V70H43V72H44V74H43V76L41 77V79H39L38 78V80H37V77L39 76V74H36V75H38L36 78H35V72L37 71L38 73H40L39 72ZM94 70V69H93ZM128 70V69H127ZM126 70V71H127ZM135 70V69H134ZM144 70V69H143ZM178 70H181V69H178ZM178 70H175V72L177 71L178 72ZM186 70H187V68H186ZM198 70V69H197ZM217 70V69H216ZM84 71V70H83ZM90 71V70H89ZM130 71H131V69H130ZM136 71H138V70H136ZM136 71H134V72H136ZM228 71V70H227ZM167 72V71H166ZM171 72V71H170ZM232 72V71H231ZM16 73H20V75L19 74H17L19 77L17 78V75H14V74H16ZM83 73V72H82ZM126 73V72H125ZM128 73V72H127ZM138 73H142V71L141 72H138ZM152 73V72H151ZM181 73V72H180ZM46 74V75H45ZM85 74V73H84ZM103 74V73H102ZM165 74V73H164ZM171 74V73H170ZM174 74V73H173ZM45 75V76H44ZM88 75V74H87ZM135 75L137 76L136 77V79L134 78L135 77ZM135 75H133L132 74V78L133 79H135V80H138L137 78H141V77H138V76H140L139 74L137 75L136 73H135ZM162 75V74H161ZM176 75V74H175ZM182 75H183V73H182ZM14 76H16V78L17 79H14L13 80V83H17V84H15V87L13 86V83H12V81H11V84H10V82L8 83L9 84V86H6V85H8L7 84V82L10 80V78L11 77H14ZM93 76V75H92ZM127 76V75H126ZM129 76V75H128ZM141 76H142V74H141ZM148 77H149V75H148ZM131 78V79H132ZM146 78V77H145ZM145 78H143L144 80H146ZM187 78V77H186ZM185 78V79H186ZM128 79H130V77H128ZM191 79V78H190ZM231 79V78H230ZM235 79H236V77H235ZM12 80V79H11ZM139 80H141V79H139ZM234 80V79H233ZM232 81V80H231ZM238 81V80H237ZM137 82V81H136ZM181 82V81H180ZM185 82V81H184ZM121 83V84H120ZM124 83V82H123ZM127 83V82H126ZM125 83V84H126ZM142 83H144L143 81H142ZM187 83V82H186ZM239 83H241L242 84V82H239ZM6 84V85H5ZM128 84V83H127ZM140 84V83H139ZM232 84V83H231ZM230 84V85H231ZM234 84V83H233ZM130 85H132V84H130ZM261 85H262V83H261ZM22 86H20V87H22ZM183 86V85H182ZM233 86H235V85H233ZM238 86V85H237ZM133 87V86H132ZM258 87V86H257ZM122 88V87H121ZM121 88H118V89H121ZM135 88V87H134ZM186 88H188V86L186 87ZM191 88V87H190ZM23 89V90H24ZM141 89V88H140ZM156 89V88H155ZM263 89V88H262ZM21 90V89H20ZM20 90H18V91H20ZM61 90V91H60ZM122 90V89H121ZM134 90H136V89H134ZM139 90V89H138ZM146 90V89H145ZM203 90V89H202ZM5 91L7 92L8 91V89L6 88L5 89ZM5 91H3L4 93H5ZM54 91H58V88H56V90H54ZM179 91V90H178ZM181 91H185V89L183 90H180V92ZM258 91V90H257ZM2 92V93H3ZM23 92V91H22ZM101 92V91H100ZM132 92V91H131ZM152 92V91H151ZM192 92V91H191ZM198 92V91H197ZM1 93V94H2ZM3 93V94H4ZM148 93V92H147ZM185 93V92H184ZM187 93V92H186ZM199 93V92H198ZM197 93V94H198ZM259 93V92H258ZM263 93H264V91H263ZM0 94V95H1ZM2 94V95H3ZM21 94V93H20ZM30 94V95H29ZM43 95V97H41L40 95ZM69 94V95H70ZM81 94H83V93H81ZM150 94V93H149ZM152 94V93H151ZM205 94V93H204ZM39 95V96H38ZM68 95V94H67ZM72 95V96H73ZM115 95V96H114ZM144 95V94H143ZM182 95V94H181ZM191 95H192V93H191ZM200 95V94H199ZM198 95V96H199ZM260 95H262V94H260ZM4 96H5V94H4ZM46 96V97H47ZM64 96V95H63ZM114 96V98H116V100L114 101L113 100V97ZM132 96V95H131ZM134 96V95H133ZM142 96V95H141ZM140 96V97H141ZM147 96V95H146ZM146 96H143L141 99V101H143V102H146V101H144L145 100V98H146ZM151 96V95H150ZM206 96V95H205ZM1 97V96H0ZM6 97V96H5ZM7 97H9V95L7 96ZM10 97H12V96H10ZM9 97V98H10ZM30 97H29V99H30ZM65 97V96H64ZM63 97V98H64ZM154 97V96H153ZM184 97V96H183ZM204 97V96H203ZM9 98L6 100V99H4V98H0V110H2V109H4V114H5V110H6V114H10V113H13L12 111L14 110V109H12L13 108V104L12 103H14V102H9ZM24 98V97H23ZM48 98H47V100H48ZM124 98H127V99H125V100H127V102L124 100ZM135 99H138V97L136 98V97H134ZM156 98V97H155ZM192 98V97H191ZM207 98H208V95L206 96V100H207ZM21 99V98H20ZM19 99V100H20ZM26 99V98H25ZM121 99H123V100H121ZM150 99H151V97H150ZM154 99V98H153ZM209 99H210V97H209ZM18 100V99H17ZM16 100V101H17ZM18 100V102H23L24 100H21V101H19ZM28 99H26L25 101H27ZM36 100V99H35ZM45 100V99H44ZM110 99H108V100H106V101H109ZM140 100V99H139ZM146 100H147V98H146ZM206 100H205V102H206ZM212 100V99H211ZM12 101H13V99H12ZM16 101H15V103H16ZM33 101V100H32ZM31 100L29 101V102H32ZM40 101V100H39ZM38 101V102H39ZM149 100H147V102H148ZM152 101V100H151ZM171 101V100H170ZM192 101V100H191ZM198 101V100H197ZM209 101V100H208ZM7 102H9V104L7 103ZM17 102V103H18ZM37 102V101H36ZM41 102V101H40ZM110 102V103H111ZM114 102H116V103H114ZM127 104H126V103ZM131 102V105L129 104ZM137 102V101H136ZM142 102V103H143ZM172 102V101H171ZM193 102V101H192ZM212 102V101H211ZM7 103V104H6ZM25 103V102H24ZM140 103V102H139ZM198 103V102H197ZM26 104V103H25ZM87 104V103H86ZM122 104V105H123ZM145 104V103H144ZM216 104V103H215ZM15 105V104H14ZM21 105H23V104H21ZM210 105V104H209ZM19 106H20V104H19ZM85 106V105H84ZM100 106H103V105H99L98 104V102H95V103H92L91 104V106H90V108H91V114L93 115V114H97L98 113V111L99 112H101L100 111V109L102 110V108H105V106L104 107H101L100 108ZM142 106V105H141ZM190 106V105H189ZM204 106V105H203ZM80 107H83V106H80ZM89 107V106H88ZM88 107H83L84 109H85V111H87L86 110V108H88ZM135 107V106H134ZM2 108V109H1ZM21 108V107H20ZM111 108V107H110ZM128 108V107H127ZM211 108V107H210ZM82 108H80V110H81ZM106 109V108H105ZM119 109V108H118ZM206 109V110H205ZM204 110H205V112L208 110L207 108H205ZM212 109V108H211ZM216 109V108H215ZM17 110V109H16ZM28 110V109H27ZM26 110V111H27ZM61 110V109H60ZM59 110V111H60ZM66 110V109H65ZM83 110V109H82ZM133 110V109H132ZM188 110V109H187ZM199 110V109H198ZM2 111H0V112H2ZM31 111V110H30ZM29 110H28V113L30 112ZM56 112V111H50L51 113H47V114H43L42 115V120H43V122L41 123V122H39V123H41V124H39V123H36V122H38V120L36 121V119L34 120V122L35 123H29L30 125H28V126H26L25 128H21V129H19V128H13L14 130L13 131H11L12 129H10L12 126H14L15 125V123L17 122V120H18V123L20 122L21 124H22V122H21V120H24L25 119V117H26V121L28 120V119H31V117H33L34 115H29V114H31V113H29L28 115L26 114L22 119H21V117H19L18 116V118H17V120H16V118H15V120L13 121V122H11L10 123V120L9 121H3V116L4 115H2V117H1V119H2V121H1V119H0V132L1 133H4V135L3 136H5V145L6 146H4V147H6L7 148V150L6 151H9V154L11 155V154H13V156L16 158V160H18V163L19 164H21V165H27V163H29V162H34V161H36L37 159H38V157H39V152H41L43 149H44V147L45 146H48L49 144L50 145H52V144H54L56 141H58L59 139H61V138H64V136L65 135H67L68 133H69V131L71 130V127H74V126H72L74 123L72 122V120H74L75 119V117H74V111L73 110H66V111H62L61 110V112ZM85 111L83 110V112L85 113ZM25 112V111H24ZM33 112V111H32ZM120 112H122V111H120ZM34 114L36 113V112H33ZM40 113H42V112H40ZM77 113H79V112H77ZM81 113V112H80ZM79 113V114H80ZM90 113L89 114H87V115H84V117L82 118V120L83 121H85V122H94L95 121V117L96 116H90ZM111 113V112H110ZM118 113V112H117ZM116 113V114H117ZM126 113V112H125ZM203 113H204V111H203ZM3 114V113H2ZM78 114V115H79ZM192 114V113H191ZM1 115V114H0ZM13 115H14V113H13ZM77 115V114H76ZM80 115H82V114H80ZM230 115V114H229ZM8 117L9 116H11V115H7ZM7 116L5 117V118H7ZM86 116V117H85ZM202 116H204V115H202ZM209 116V115H208ZM80 117V116H79ZM104 117H106V116H104ZM34 118V117H33ZM74 118V119H73ZM99 118H101V117H99ZM202 118V117H201ZM229 118H231V117H229ZM5 120V119H4ZM198 120V119H197ZM203 120V119H202ZM229 120V119H228ZM231 120V119H230ZM233 120V119H232ZM12 121V120H11ZM32 121H33V119H32ZM41 121V120H40ZM77 121H80V120H78V117H77ZM76 121V122H77ZM191 121V120H190ZM76 122H75V124H76ZM193 122V121H192ZM24 123V122H23ZM206 123L207 122H203L202 124H203V126H202V130L204 129V132L205 133H203V132H201V134L203 133V135L204 136H207L206 137V139H207V142H210V143H212V144H214L215 145V143H214V140L212 141V139H214L213 137L211 138L210 136L211 135H209V134H211L210 132H209V134H206V131H205V129H206ZM213 123V122H212ZM223 123V122H222ZM17 124V123H16ZM26 124H28V123H26ZM97 124V123H96ZM193 124V123H192ZM192 124H191V127H192ZM201 124V125H202ZM211 124V123H210ZM209 124V125H210ZM19 125V124H18ZM17 125V126H18ZM23 125V124H22ZM82 126V125H81ZM85 126V125H84ZM207 126H208V124H207ZM212 127H214V126H212ZM9 128V130H10V132H8L7 131V129ZM78 129V128H77ZM218 128H216V130H217ZM223 129V128H222ZM192 130V129H191ZM199 130V129H198ZM207 130V129H206ZM225 130H226V128H225ZM7 131V132H6ZM209 130H207V132H208ZM197 132V131H196ZM200 133V132H199ZM217 135V134H216ZM220 135V134H219ZM193 135H191V133H190V137H192ZM196 136H198V135H196ZM195 136V137H196ZM203 136V137H204ZM203 137H201L200 139H202ZM192 138H194V136L192 137ZM3 139V138H2ZM68 139V138H67ZM67 139H64V140H67ZM197 139V137L195 138V140ZM74 140H76V139H74ZM125 140V139H124ZM192 140V139H191ZM191 140H189V142L191 141ZM198 140V139H197ZM197 140H196V142H197ZM203 140H205V139H203ZM226 140V139H225ZM63 141V140H62ZM122 141V140H121ZM193 141V140H192ZM200 141V140H199ZM202 141V140H201ZM221 141V140H220ZM54 142V143H53ZM75 142V141H74ZM189 142H186V146H185V148H187V146L189 145L190 147L193 145V143H189ZM194 142V141H193ZM204 142L205 141H203V144H204ZM222 142V141H221ZM69 142H68V140L67 141H64V142H62V143H60L59 144V146H60V148H59V146H57L58 147V149H54L55 151H59V149H65V148H68L69 147V145H67ZM77 143V142H76ZM123 143H126L125 141L123 142ZM129 143V142H128ZM189 143V144H188ZM202 143V142H201ZM210 143H208V145L210 146ZM64 144H66V146L67 147H64ZM74 144L75 143H73L72 144V146H74ZM188 144V145H187ZM203 144H202V146H203ZM205 144H206V142H205ZM204 144V145H205ZM211 144V145H212ZM71 145V144H70ZM128 145V144H127ZM184 145V144H183ZM197 145H200V143L199 144H197ZM207 145V144H206ZM205 145V146H206ZM72 146H71V148H72ZM188 146V147H189ZM205 146H203V147H201V148H204ZM213 146V145H212ZM81 148L80 149H82V146H80ZM192 147H194V146H192ZM198 147H200V146H198ZM208 147V146H207ZM43 148V149H42ZM50 148V147H49ZM184 148V147H183ZM47 149V148H46ZM78 149H79V147H78ZM85 149V148H84ZM189 149V148H188ZM188 149H186V150H188ZM199 149V148H198ZM206 149V148H205ZM223 149V148H222ZM221 148H218V146H216L215 145V147H211L210 146V148H208V149H206V150H201V151H203V152H201V153H197V155L198 156H196L195 158H197L198 160H197V162H198V164H199V167H198V169H197V173H199L200 174V176H201V174H204L206 171H204V169H206L207 167H206V163L207 162H209L210 160H212V161H210V162H213V163H217L218 165H220V164H222V165H224V163L227 161V159L228 158H230V153H228V151H224V150H222ZM66 151H67V149H65ZM72 150V149H71ZM236 150V149H235ZM53 151V150H52ZM57 151V152H58ZM61 151V150H60ZM75 151V150H74ZM81 151V150H80ZM194 151V150H193ZM76 153H77V155H74V156H77V158L78 157H80L79 155H84V153L82 154L81 152H77V151H75ZM191 152H192V150H191ZM65 153V152H64ZM81 153V154H80ZM193 153V152H192ZM236 153V152H235ZM238 153V152H237ZM42 154V153H41ZM51 154H55V152L53 151V152H51L50 151V154H48V155H50V156H53V155H51ZM61 154V153H60ZM72 154H74V152H72ZM72 154H71V152L68 154V156H69V158L67 159V160H69V161H73V159L74 158H72ZM200 154L202 155V156H200ZM56 155V154H55ZM67 155V154H66ZM177 155V154H176ZM182 155V154H181ZM237 155V154H236ZM239 155H240V153H239ZM13 156H12V158H13ZM36 156H37V159H36ZM45 156V155H44ZM49 156V157H50ZM87 156V155H86ZM124 156V155H123ZM131 156V155H130ZM85 157V156H84ZM182 157H183V155H182ZM182 157L180 156L179 157V159H180V162H181V160H182ZM190 157V156H189ZM236 157V156H235ZM15 158L13 159V160H15ZM35 158V159H34ZM45 158V157H44ZM70 158H72V160L70 159ZM77 158L75 159L76 161H77ZM127 158H128V155H127ZM178 158V157H177ZM185 157H183V159H184ZM236 158H238V157H236ZM40 159H42V158H40ZM57 159H59V158H57ZM126 159V158H125ZM179 159H177V162H179ZM186 159V158H185ZM185 159H184V161H185ZM191 159V158H190ZM34 160V161H33ZM46 160V159H45ZM67 160H63V161H61V162H66ZM160 160V159H159ZM174 160V159H173ZM214 160V161H213ZM234 160H235V158H234ZM238 160H239V158H238ZM41 160H39V162H40ZM47 161V160H46ZM46 161L45 162H40V163H42V164H46ZM49 161V160H48ZM68 161V162H69ZM81 161V160H80ZM79 161V162H80ZM130 161V160H129ZM128 161V162H129ZM134 161V160H133ZM139 161H140V158H139ZM176 161V160H175ZM188 161V160H187ZM216 161V162H215ZM263 161H264V159H263ZM262 161V162H263ZM38 162V161H37ZM73 162H75V161H73ZM73 162H72V164H73ZM130 162H132V161H130ZM209 162V163H210ZM247 162V161H246ZM40 163H37L38 164V168H40V167H43V166H45V164L44 165H42V164H40ZM48 163V162H47ZM55 163V162H54ZM60 163V162H59ZM165 163V162H164ZM213 163H211V165L213 164ZM220 163V164H219ZM264 163V162H263ZM15 163H13V165H14ZM57 164V163H56ZM56 164H55V168H56ZM62 164V163H61ZM76 164V163H75ZM169 164V163H168ZM182 164V163H181ZM227 164V163H226ZM230 165H232L231 163H229ZM228 164V165H229ZM238 164H239V166H238ZM251 164V163H250ZM262 164V163H261ZM16 165V164H15ZM35 165H36V163H35ZM40 165V166H39ZM128 165V164H127ZM173 165H175V162L173 163ZM180 165V164H179ZM185 165V164H184ZM214 165V164H213ZM230 165H229V167H230ZM233 165H234V163H233ZM232 165V166H233ZM240 165H241V163H235V165L234 166H236L237 167V169L240 167ZM48 166V165H47ZM73 166V165H72ZM77 166H80V164L78 165V163H77ZM176 166V165H175ZM175 166H174V168H175ZM243 165H241V167H242ZM246 166H249L248 164L246 165ZM52 167H54V165L52 166ZM59 167V166H58ZM61 167V166H60ZM69 167H70V165H69ZM69 167H65V166H63L59 171L57 170V168L54 170V169H52L53 171L52 172H48V174H45L44 175V177L42 176H40L39 177V179H42V180H44V182H40V181H36V182H34L33 181V183H32V179H31V183H32V186H30V188L28 189V195H30L31 196V198H32V200H33V202H34V204H35V206H36V208L37 209H40V210H43V209H46L48 206H53L55 203H60V204H62V205H64V206H69L70 204H72V203H69V201H71V202H73L72 200L73 199H76L75 201H77V200H83V199H85L86 201H87V199H88V201H89V198H91V199H98L99 197H102L103 196V194H105V195H108L107 193H109V194H113L115 191H119V190H121L124 186H122L121 187V185H119L118 187H116V186H114L115 184H111V181H110V176L107 174V175H97V176H95V177H93V176H91V175H88V176H86V174H84V176H80V175H78L76 172H74L73 171V169L76 171V169L75 168H69ZM75 167H76V165H75ZM164 167V166H163ZM167 167V166H166ZM165 167V168H166ZM244 167V166H243ZM251 167V166H250ZM264 167V166H263ZM14 168H17V167H14ZM20 168V167H19ZM50 168V167H49ZM68 168V169H67ZM170 168V167H169ZM179 168V167H178ZM214 168V167H213ZM223 168V167H222ZM226 168V167H225ZM233 168V167H232ZM248 169H249V167H247ZM20 169H22V167L20 168ZM19 169V171H17V173H20V174H22V172H23V169H22V171ZM36 169V168H35ZM71 169V170H70ZM78 169V168H77ZM130 169V168H129ZM171 169V168H170ZM173 169V168H172ZM195 169V168H194ZM231 169V168H230ZM25 170V169H24ZM26 170H28V169H26ZM49 170V169H48ZM51 170V169H50ZM80 169H78L77 171H79ZM84 170V169H83ZM163 170V169H162ZM165 170V169H164ZM163 170V171H164ZM174 170V169H173ZM172 170V171H173ZM176 171H177V169H175ZM244 170V169H243ZM21 171V172H20ZM47 171V170H46ZM109 171V170H108ZM160 171V170H159ZM169 171V170H168ZM168 171H167V173H168ZM199 171V172H198ZM36 172V171H35ZM43 172V171H42ZM41 172V173H42ZM45 172V171H44ZM80 172V171H79ZM81 172H83L82 170H81ZM84 172H86V171H84ZM73 173H76L78 176H80V177H78V179L80 178V180H78V179H73V177L74 176H76L77 177V175H72ZM91 173H93V172H91ZM131 173V172H130ZM134 173V172H133ZM251 173V172H250ZM38 174V173H37ZM89 174V173H88ZM111 174V173H110ZM160 174V173H159ZM165 174H166V170H165ZM164 173L162 174L163 176L165 175ZM168 174H170V173H168ZM175 174H176V172H175ZM194 174V173H193ZM209 174V173H208ZM82 175H83V173H82ZM130 175H132V174H129V177H130ZM155 176L157 175V177H158V174H154ZM153 175V176H154ZM174 175V174H173ZM161 176V175H160ZM160 176L158 177V178H160ZM205 176V175H204ZM156 177V178H157ZM192 177H194L193 178V180H192V182L191 183H189V184H187L186 183V181H178V183L177 182H175V183H177V184H174L173 183V185H177L176 186V189L178 188L179 189V187L180 188H182V189H185L186 191H190V192H192L191 193V199L190 200H192L191 202H193V201H198V197H197V195H200V192L199 191H196L197 189H199V187H201V185L199 186L197 183V185H198V187H197V185L196 184H194L195 182V176H192ZM230 177H231V175H230ZM36 178H38V177H36ZM155 178V177H154ZM157 178V179H158ZM162 179H163V177H161ZM161 178H160V180H161ZM172 178V177H171ZM113 179V178H112ZM111 179V180H112ZM127 179H128V177H127ZM157 179H156V181H157ZM179 179V178H178ZM184 179V178H183ZM34 180V179H33ZM177 180V179H176ZM175 180V181H176ZM243 180V179H242ZM241 180V181H242ZM117 181V180H116ZM115 181V182H116ZM154 181V180H153ZM28 181H26V183H27ZM29 182H30V180H29ZM118 182V181H117ZM131 182V181H130ZM135 182V181H134ZM133 182V183H134ZM142 182H144V181H142ZM201 182H202V180H201ZM243 182V181H242ZM152 183H154V182H152ZM156 183V182H155ZM200 183V182H199ZM123 184V183H122ZM128 184H129V182H128ZM145 184H147V183H145ZM162 184V183H161ZM160 184V185H161ZM25 185V184H24ZM136 185V184H135ZM150 185V184H149ZM205 185V184H204ZM127 187V186H126ZM171 187V186H170ZM231 187V186H230ZM114 188V189H113ZM141 188V187H140ZM163 188V187H162ZM172 188V187H171ZM170 188V189H171ZM174 188V187H173ZM113 189V190H112ZM135 189H136V187H135ZM110 190H112V191H110ZM156 190H158V189H156ZM167 190V189H166ZM169 190V189H168ZM167 190V191H168ZM173 190V189H172ZM26 191V190H25ZM138 191H139V189H138ZM166 191V192H167ZM181 191V190H180ZM225 191V190H224ZM158 192V191H157ZM160 192V191H159ZM163 192V191H162ZM171 192V191H170ZM177 192V191H176ZM198 192H199V194H198ZM164 193V192H163ZM181 193H182V191H181ZM227 193V192H226ZM115 194V193H114ZM151 194V193H150ZM155 194V193H154ZM161 194L162 193H160V196H161ZM190 194V193H189ZM192 194H194V198H193V196H192ZM228 194V193H227ZM233 194V193H232ZM232 194H230V196L232 195ZM248 194V193H247ZM116 195V194H115ZM143 195V194H142ZM152 195V194H151ZM166 195V194H165ZM168 195V194H167ZM170 195H171V193H170ZM179 195V194H178ZM204 195V194H203ZM225 195V194H224ZM123 196V195H122ZM139 196V195H138ZM144 196V195H143ZM187 196V195H186ZM210 196H212V194L210 195ZM210 196L208 197V199L210 198ZM237 196V195H236ZM248 196V195H247ZM105 197V196H104ZM106 197H109V196H106ZM105 197V198H106ZM149 197H150V195H149ZM162 197V196H161ZM188 197H190V196H188ZM70 198H72V200L70 199ZM166 198V197H165ZM174 198V197H173ZM156 199V198H155ZM155 199H154V201H155ZM178 199V198H177ZM208 199H207V202L209 203V202H211V200L210 201H208ZM227 199V198H226ZM237 199V198H236ZM235 199V200H236ZM127 200V199H126ZM199 200H200V197H199ZM214 200V199H213ZM241 200V199H240ZM243 200V199H242ZM140 201V200H139ZM149 201V200H148ZM152 201V200H151ZM174 201H176V200H174ZM237 201H239V200H236V202L235 203H237ZM121 202V201H120ZM147 202V201H146ZM169 202V201H168ZM180 202V201H179ZM233 202V203H234ZM251 202H252V200H251ZM150 203V202H149ZM154 203V202H153ZM152 203V204H153ZM188 203V202H187ZM190 203V202H189ZM194 203V202H193ZM201 203V202H200ZM230 203V202H229ZM173 204V203H172ZM177 204V203H176ZM231 204V203H230ZM229 204V205H230ZM245 204H247V203H244V205ZM56 205V204H55ZM105 205V204H104ZM162 205V204H161ZM212 204H210V206H211ZM216 205V204H215ZM192 206H194V205H192ZM196 206V205H195ZM204 206H206L205 204H204ZM213 206V205H212ZM233 206H235V205H233ZM233 206L232 207H229V209L231 210V209H233ZM239 206L241 207V204L240 205H238L237 207L239 208ZM250 206H253L252 205V203L250 204ZM188 207V206H187ZM187 207H185V208H187ZM202 207V206H201ZM207 207V206H206ZM225 207V206H224ZM248 207V206H247ZM179 208V207H178ZM217 207H215V209H216ZM255 208V207H254ZM116 209V208H115ZM177 209V208H176ZM190 209V208H189ZM210 209H213L212 207L210 208ZM209 209V210H210ZM223 209V208H222ZM240 209H242L243 210V208H240ZM252 209V208H251ZM257 209H259V207L257 208ZM262 209H264V208H261V210ZM180 210H181V208H180ZM208 210V209H207ZM207 210H206V212H207ZM227 210V209H226ZM228 211V212H231V211ZM235 210V209H234ZM236 210H238V209H236ZM255 210V212L257 211L256 209H254ZM253 210V211H254ZM260 210V209H259ZM173 211V210H172ZM171 211V212H172ZM175 211H177V210H175ZM187 211H188V209H187ZM186 211V212H187ZM233 211V210H232ZM247 211V210H246ZM252 210H250V214H251V218H252V214H256V213H253V211L251 212ZM174 212V211H173ZM186 212H184V211H182V213L181 214H183V213H186ZM210 212V211H209ZM208 212V213H209ZM219 212V211H218ZM227 212V211H226ZM227 212V213H228ZM257 212H259V211H257ZM99 213V212H98ZM176 213H178V212H176ZM202 213V212H201ZM221 212H219L218 214H220ZM226 213V214H227ZM236 213V212H235ZM246 213V212H245ZM247 213H248V211H247ZM260 213V212H259ZM263 213H264V210H263ZM89 214V213H88ZM91 214V213H90ZM180 213H179V216L181 215ZM205 214V213H204ZM216 214V213H215ZM215 214H214V216H215ZM94 215V214H93ZM102 215H104V214H102ZM174 215V214H173ZM207 215V214H206ZM221 215V214H220ZM232 215V214H231ZM245 215H247V214H245ZM79 216H80V214H79ZM175 216H177L176 214H175ZM174 216V217H175ZM178 216V217H179ZM182 216V215H181ZM219 216V215H218ZM218 216H216L215 217V219H218ZM261 216V217H260ZM263 214H262V212L260 213V215L258 216L259 218V220L262 222V224H259L258 223V225H261V227H262V225H263V223H264V218H263ZM169 217V216H168ZM173 217V218H174ZM177 217V218H178ZM222 216H220V218H221ZM227 217V216H226ZM247 217V216H246ZM144 218V217H143ZM176 218V217H175ZM179 218H181V217H179ZM178 218V219H179ZM225 218V217H224ZM231 218V217H230ZM233 218H234V216H233ZM251 218H250V221H253L254 219H252L251 220ZM76 219V218H75ZM96 219V218H95ZM95 219H93V218H87V219H83V220H81V219H78L80 222H76V223H73V224H70V229H69V227H68V231H69V233H72V232H75V235H76V233L77 234H84V235H86V237H88V240L87 241H89V240H91L92 242H94V243H96V245H93L92 244V242L88 245V242L86 243L87 244V246H85V245H80V241H82V239L79 237V239H80V241H78L77 239H76V237H72L71 235H69V236H67V238L65 239V240H63L62 241V239H61V241L62 242H60L59 241V238H61V236H59L58 237V239H57V234H56V236H51V237H49V239H50V243H49V245H48V247H49V252H50V257H51V261H52V263H54V262H56L55 264H68V263H66V260H67V262L69 261V262H71L70 260H68V259H73V258H71L73 255L76 257V255L78 254V258H79V256H83L82 258H80L83 262L81 263L80 261V259H79V262H80V264H133L134 262H132V259L131 258H134L133 260H135L136 258L134 257V255L135 256H137L138 255V252L137 251H133L132 249L131 250H127V249H125V250H127V251H125V253L124 254H122V253H119V250H118V252H115V250H116V248L114 249L113 248V250H112V247H111V249H107V250H105L106 249V245H109L108 243L109 242H113L114 240L115 241H117V240H119V241H121V240H127V238H128V236H130V235H132V234H130V235H128V233L130 232L131 233V231L134 229V231L136 230V228H133L132 226H134V222H133V225L132 224H130L129 222H127V221H129V220H122V219H120L119 221L117 220V219H115V220H113V219H107V218H99L98 220H95ZM138 219V218H137ZM142 220V218H139L138 220H139V225L140 226H138L137 224V226L138 227H141L142 226V224L144 225L145 223H142V222H140L141 220ZM211 219V218H210ZM222 219V218H221ZM235 220L237 219V218H234ZM248 219H249V216H248ZM257 219V220H258ZM77 220V221H78ZM224 220V219H223ZM243 220L246 222V220H247V218H245L244 219V217H243ZM240 221V220H239ZM241 221H242V219H241ZM239 222V223H241L242 224V222ZM247 221H249V220H247ZM254 221H256V220H254ZM259 221V222H260ZM131 222V223H132ZM229 222V221H228ZM228 222H227V224H228ZM237 222H238V220H237ZM257 222V221H256ZM66 223V222H65ZM142 223V224H141ZM182 223V222H181ZM223 223H225V222H222V224ZM248 223H250V222H248ZM247 223V224H248ZM255 222H253V224H254ZM179 224V223H178ZM221 224V223H220ZM234 224V223H233ZM241 224H239V225H241ZM243 224H244V222H243ZM253 224H251V225H253ZM158 225V224H157ZM160 226H163L164 224H159ZM159 225H158V227L157 228H159ZM180 225V224H179ZM179 225H177L178 227H185V226H183V225H185V224H181V226H179ZM231 225V224H230ZM237 225H238V223H237ZM239 225H238V227H239ZM136 226V227H137ZM165 226L167 227V225L165 224ZM245 226V225H244ZM143 227V226H142ZM144 227H146L145 225H144ZM143 227V228H144ZM216 227V226H215ZM261 227L259 228V229H261ZM133 228V229H132ZM161 228V227H160ZM159 228V229H160ZM162 228H164V226L162 227ZM214 228V227H213ZM226 228V227H225ZM224 228V229H225ZM230 228V227H229ZM243 228V227H242ZM252 228V227H251ZM67 229V228H66ZM132 229V230H131ZM142 229V228H141ZM165 229V228H164ZM209 229V228H208ZM232 229V228H231ZM263 229V228H262ZM131 230V231H130ZM139 230V229H138ZM168 229H166V230H163V231H167ZM182 230V229H181ZM206 230V229H205ZM213 230H216V229H213ZM212 230V231H213ZM229 230V229H228ZM66 231V230H65ZM141 231V230H140ZM162 231V229H161V232H163ZM170 231V230H169ZM183 231V230H182ZM209 231H211V229H209ZM209 231H207V233H205V231H203V232H199L198 231V233L199 234H203V233H205V234H203V235H205V236H207L208 235V233H210ZM220 231H223V230H220ZM247 231V230H246ZM67 232V231H66ZM135 232H137V231H135ZM135 232H134V234H135ZM181 232V231H180ZM217 231H215V232H213V234L212 233H210L209 234V236L210 237H212V236H214V235H216L215 233H216ZM219 232V231H218ZM232 230L229 232V231H226L225 233L227 234H225L226 236H229V237H232ZM236 232V231H235ZM133 233V232H132ZM197 233V232H196ZM197 233V234H198ZM241 233V232H240ZM239 233V234H240ZM246 233H251V232H246ZM245 232H243L242 234H246ZM73 234V233H72ZM231 234V235H230ZM62 235H64V233L62 234ZM162 235V234H161ZM218 235H219V233H218ZM237 235V234H236ZM174 236V235H173ZM175 236H176V234H175ZM192 236V235H191ZM190 236V238H187L185 241L188 243V244H190V245H192V248H197L198 246H195V245H199L202 241H200V239L199 238H197V236L195 237V238H192ZM222 235H220V237H221ZM224 236V235H223ZM66 237V236H65ZM177 237H180L179 235L177 236ZM185 237V236H184ZM183 237V238H184ZM189 237V236H188ZM215 237H217V236H215ZM241 237V236H240ZM205 238V237H204ZM209 238V237H208ZM208 238H205V239H207L208 240ZM233 238V237H232ZM239 238V237H238ZM244 238H246L245 237V235L243 236V239ZM201 239H202V237H201ZM211 239V238H210ZM210 239H209V241H210ZM212 239H214V237L212 238ZM222 239V238H221ZM224 239V238H223ZM242 239V238H241ZM241 239H239V241L241 240ZM242 239V240H243ZM181 240H183L182 238L179 240V241H181ZM206 240V241H207ZM215 240V239H214ZM226 240H228V239H226ZM231 240V239H230ZM238 240V239H237ZM237 240L236 241H234V242H237ZM85 241V240H84ZM169 241V240H168ZM175 242H176V240H174ZM83 242V241H82ZM108 242V243H107ZM126 243H127V241H125ZM125 242H124V244H125ZM169 242H171V241H169ZM173 242V241H172ZM175 242H174V244H175ZM182 242V241H181ZM211 242H212V240H211ZM210 242V243H211ZM216 242H217V240H216ZM219 242V241H218ZM216 243V246H213V243H212V246H210L209 248L210 249H212L213 250V247H217V245L219 244V243ZM221 242H224V243H227L228 241H226L225 242V240H220V244H222V245H224L223 243H221ZM234 242H232V243H234ZM259 242V241H258ZM104 243H105V245H104ZM107 243V244H106ZM116 243V242H115ZM183 243V242H182ZM229 243H230V241H229ZM245 243V242H244ZM262 243V242H261ZM83 244H84V242H83ZM180 244V243H179ZM202 244V243H201ZM205 244V243H204ZM218 245L219 247H218V249L220 248V246L221 245ZM242 244H243V242H242ZM102 245H103V247H102ZM161 245V244H160ZM181 245V244H180ZM207 245V244H206ZM211 245V244H210ZM240 245V244H239ZM238 245V246H239ZM258 245H259V243H258ZM264 245V244H263ZM116 246V245H115ZM179 246V245H178ZM243 246V245H242ZM242 246H240V249H241V247ZM257 246V245H256ZM255 246V247H256ZM262 245H260V247H261ZM109 247V246H108ZM203 247V246H202ZM222 247V246H221ZM264 247V246H263ZM263 247H261V248H263ZM247 248V247H246ZM257 249H258V247H256ZM260 248V249H261ZM119 249V248H118ZM122 249V248H121ZM120 249V250H121ZM130 249V248H129ZM172 249V248H171ZM206 249H207V246H206ZM209 249V250H210ZM254 249V248H253ZM259 249V250H260ZM141 250V249H140ZM157 250V249H156ZM155 250V251H156ZM178 250V249H177ZM214 250H215V248H214ZM232 250V249H231ZM235 250V249H234ZM130 251H133V252H130ZM147 251V250H146ZM192 251V250H191ZM216 251H218V250H215V252ZM236 251V250H235ZM243 251V250H242ZM253 250L251 249L250 250V252H252ZM264 251V250H263ZM121 252V251H120ZM205 252V251H204ZM207 252V251H206ZM210 252H211V250H210ZM209 252V253H210ZM256 252V251H255ZM262 251L260 250V252L259 253H261ZM202 253H203V251H202ZM200 254V257L203 255V254ZM217 253V252H216ZM246 253V252H245ZM247 253H249V252H247ZM76 254V255H75ZM79 254H81V255H79ZM208 254V253H207ZM242 254V253H241ZM148 255V254H147ZM154 255V254H153ZM218 255V254H217ZM119 256H121V257H119ZM133 256V257H132ZM199 256V255H198ZM197 256V257H198ZM263 255L261 254V257H262ZM194 257V256H193ZM243 257V256H242ZM260 257V258H261ZM139 258V257H138ZM216 258V257H215ZM257 258V257H256ZM53 259V260H52ZM200 259V258H199ZM206 259H208V261L206 262V264H211V261H209V256H208V258H206ZM138 260V259H137ZM136 260V261H137ZM252 260V259H251ZM54 261V262H53ZM73 261V260H72ZM202 261V260H201ZM263 261V260H262ZM79 262H78V264H79ZM213 262V261H212ZM251 262V261H250ZM170 263V262H169ZM136 264V263H135ZM137 264H139V263H137ZM171 264V263H170ZM262 264V263H261Z\"/></svg>",
    "mask_w": 264,
    "mask_h": 264
},
{
    "label": "flooded vegetation",
    "instance_id": "3",
    "mask_svg": "<svg viewBox=\"0 0 264 264\" xmlns=\"http://www.w3.org/2000/svg\"><path fill=\"white\" fill-rule=\"evenodd\" d=\"M166 124H167V122H165L164 125H161L160 128L158 130H156L155 132L147 133V135H146V140L148 142V144L146 145L147 149L152 150V149L159 148V144H163L164 140H167V137L169 135V131L167 130ZM105 137H106V135H105ZM110 137H111V139L109 140V142L107 144H101L100 148L97 150V152L98 153L109 152V155L108 154L105 155L104 158L116 157L113 159V165H114V163L120 162V161H116V160H120L122 158L120 155L122 152L125 151L126 148L119 144V142H118L119 136H116V134H113ZM112 138H114V139L112 140ZM157 138H159V141H157ZM102 143H106V140L102 139ZM163 145L160 148H162ZM108 161H105V163H107Z\"/></svg>",
    "mask_w": 264,
    "mask_h": 264
}]
</instances>
